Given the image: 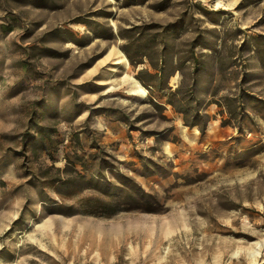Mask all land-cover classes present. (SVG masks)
Listing matches in <instances>:
<instances>
[{
  "label": "rangeland",
  "instance_id": "374dc122",
  "mask_svg": "<svg viewBox=\"0 0 264 264\" xmlns=\"http://www.w3.org/2000/svg\"><path fill=\"white\" fill-rule=\"evenodd\" d=\"M257 241L264 0H0V264H264Z\"/></svg>",
  "mask_w": 264,
  "mask_h": 264
},
{
  "label": "bare ground",
  "instance_id": "6f19581e",
  "mask_svg": "<svg viewBox=\"0 0 264 264\" xmlns=\"http://www.w3.org/2000/svg\"><path fill=\"white\" fill-rule=\"evenodd\" d=\"M114 62H116V63L124 62L125 66L128 65V61L123 54H121L120 56H117L115 58ZM118 71H119V67L117 65L113 66V72H118ZM129 78L132 79L131 82H134V84H135V86L133 88H131V93L136 94V95L145 96L147 94L146 88H144L142 85H140L134 77L130 76ZM256 245H257V247L254 250L250 251V255L254 261H255L256 257L259 255L260 249L264 246V241H257Z\"/></svg>",
  "mask_w": 264,
  "mask_h": 264
},
{
  "label": "trees",
  "instance_id": "16d2710c",
  "mask_svg": "<svg viewBox=\"0 0 264 264\" xmlns=\"http://www.w3.org/2000/svg\"><path fill=\"white\" fill-rule=\"evenodd\" d=\"M116 204H114L113 200H109V201H106V200H99L97 202V206L98 207H103L104 210L106 211H110L111 208H113ZM111 212H109L110 214Z\"/></svg>",
  "mask_w": 264,
  "mask_h": 264
}]
</instances>
